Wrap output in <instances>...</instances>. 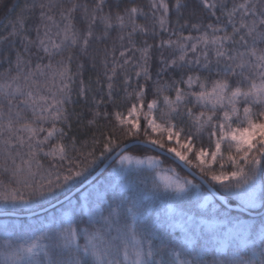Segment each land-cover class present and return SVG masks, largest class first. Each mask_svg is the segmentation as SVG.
Returning a JSON list of instances; mask_svg holds the SVG:
<instances>
[{"label":"snow or ice","instance_id":"1","mask_svg":"<svg viewBox=\"0 0 264 264\" xmlns=\"http://www.w3.org/2000/svg\"><path fill=\"white\" fill-rule=\"evenodd\" d=\"M0 11V264H264V0Z\"/></svg>","mask_w":264,"mask_h":264},{"label":"rangeland","instance_id":"2","mask_svg":"<svg viewBox=\"0 0 264 264\" xmlns=\"http://www.w3.org/2000/svg\"><path fill=\"white\" fill-rule=\"evenodd\" d=\"M111 167L109 166L99 177H97L92 183H90L89 185H87L84 189H82L81 191L77 192L74 196H72L71 198H69L68 200H71L73 205H75L76 203V199L77 197H80L81 199H83V197L85 195H87V193L89 191L92 190L93 187L100 189L101 191H103L104 188H107L109 185V182H112L113 187H116L117 184H119L118 180H114L113 177L111 176ZM151 185V177L148 178V186ZM128 187V185L124 184V185H120V188H118V191H124L126 190ZM143 185H141L140 187V191H143ZM74 188V187H73ZM150 195V193H149ZM67 200L62 202L60 205L53 207L43 213L39 214V218L43 219V217L45 215H47L49 218H51L52 216H60L61 214L65 213V212H69L70 209L66 206ZM151 203V202H149ZM164 207L167 208L168 206H171L173 208H176L177 204L175 201L172 200H166L162 202ZM47 205V204H46ZM61 205H65V207H61ZM45 206V205H44ZM26 216H22L19 217V219H26ZM169 231L175 233L176 229H169Z\"/></svg>","mask_w":264,"mask_h":264},{"label":"water","instance_id":"3","mask_svg":"<svg viewBox=\"0 0 264 264\" xmlns=\"http://www.w3.org/2000/svg\"><path fill=\"white\" fill-rule=\"evenodd\" d=\"M110 166V161L105 160L103 163H100L97 167L94 168V171H92L91 176H89L88 180L85 182V184L80 185L77 184L74 188L71 189V191H68L65 195L60 197L57 200L52 201L51 204L45 205L42 209H36V212L38 214L43 213L53 207H56L60 205L62 202L68 200L72 196H74L77 192L84 189L87 185L92 183L97 177H99L108 167ZM235 207V205H233Z\"/></svg>","mask_w":264,"mask_h":264},{"label":"trees","instance_id":"4","mask_svg":"<svg viewBox=\"0 0 264 264\" xmlns=\"http://www.w3.org/2000/svg\"><path fill=\"white\" fill-rule=\"evenodd\" d=\"M13 2H15V0H13ZM4 15H5V12H3V11H0V23H3V17H4ZM172 19H173V21L175 20V17H172ZM185 34H187V33H185ZM164 38H167V34H165V36H164ZM173 39H175V37H173ZM116 55L118 56L119 55V52L117 51V53H116ZM73 71H75V64H73ZM85 79H87L88 78V76L89 75H91L92 76V78H93V80L95 79V73L94 72H91V71H89V72H85ZM73 99H75V96L73 97ZM73 107H75L76 108V110H79V106L78 105H73ZM74 128H75V126H74ZM77 147L79 148L80 147V145L78 144L77 145ZM45 163H46V166H47V162L45 161ZM100 163L98 162V165H99ZM95 167H97V166H94V168ZM180 171H181V174L182 175H186L187 173L186 172H184L183 171V169H180ZM67 193V192H66ZM65 193V194H66ZM64 194V195H65ZM63 195H61L60 197H62ZM59 197V198H60ZM54 201V200H53ZM46 205V204H45Z\"/></svg>","mask_w":264,"mask_h":264}]
</instances>
